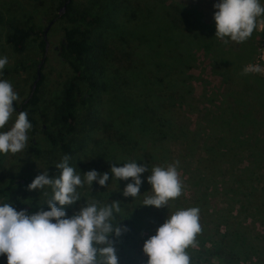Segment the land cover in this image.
Here are the masks:
<instances>
[{"label":"trees","instance_id":"trees-1","mask_svg":"<svg viewBox=\"0 0 264 264\" xmlns=\"http://www.w3.org/2000/svg\"><path fill=\"white\" fill-rule=\"evenodd\" d=\"M73 3L74 0H61L59 3L66 9L63 17L69 18L70 23L63 30L61 50L72 75L52 120L53 131H43L47 141L64 155L72 152L68 140L73 135L77 134L80 141L89 144L94 130L105 125L100 121L98 104L102 100L100 92L104 90L101 82L107 76L103 56L109 47L101 35L117 33L104 14H101L105 16L103 19L101 15L75 12L70 18ZM147 4L141 0V64L132 61L134 68L141 71L140 94L138 97L137 94H127L124 100L123 93L116 94L118 103L124 104L128 119L122 122L116 114L112 124L116 140H107L99 153L110 167H122L126 162L136 160L138 165L148 168L141 174L140 194L135 198L123 195L132 180H117L112 178L111 168L108 171L107 183L115 188L107 195L108 200L104 204L120 203V212L113 213L111 223L113 227H120L122 234L109 237L119 264H147V257H141L145 241L155 235L168 216L192 207L199 208L203 229L197 237L198 246L188 249L192 264H264V175L255 171L261 150L259 142L253 146L251 138L245 134L249 127L257 124L254 110H264V77L243 72L254 60L253 47L236 52L233 48H225L224 43L216 38V24L201 22L199 13L178 3L162 2L160 7ZM109 10H106L107 14ZM29 23L27 26H11L6 35V43L17 54L26 50L32 36L39 35L35 24ZM146 42L149 45L143 47ZM38 46L44 54L46 42L43 33ZM204 70L219 77L230 86L231 92L220 95L224 99L215 123L180 131L174 121L173 109L181 106L192 93V83L197 80L192 72L197 71L203 76ZM234 82L242 84L243 92L250 99L249 108L245 97L246 102L242 103L241 92L238 96L232 91ZM40 83L37 82V87ZM103 83L105 87L107 83ZM126 83L137 86L131 73ZM80 84L86 86L84 91H81ZM104 91L106 93L107 89ZM230 97L234 103L229 101ZM37 103L35 89L20 107L13 106L18 114L26 112L33 126L31 114ZM178 138L188 140V151L196 147L204 152L196 163L177 166L180 180L185 182L182 193L191 195L180 196L160 209L144 206V199L152 195L147 179L154 167L166 168L176 162L172 158L169 141ZM244 153L249 159L248 166L237 173L234 166L242 161L239 158ZM223 171L226 175H222ZM253 175L257 181L253 182ZM9 189H2L0 194L5 196ZM219 194L223 195L225 207L217 205ZM235 203L238 209H234ZM15 209L29 215L41 210L35 202L25 207L16 205ZM43 210L50 209L45 207ZM234 210H237V215H234Z\"/></svg>","mask_w":264,"mask_h":264},{"label":"rangeland","instance_id":"rangeland-1","mask_svg":"<svg viewBox=\"0 0 264 264\" xmlns=\"http://www.w3.org/2000/svg\"><path fill=\"white\" fill-rule=\"evenodd\" d=\"M60 1L0 0V58L7 57L8 59V63L0 71V80L10 82L13 90L18 94L19 99L14 102L15 107H20L23 101L29 97L32 85L38 77L37 70L40 75L37 82H41L35 88L38 103L31 114L34 125L28 133L29 139L25 150L17 154H0V193L2 189L10 188L5 196L0 194V204L11 203L14 208L16 205L19 207L29 206L33 202L42 209L48 207L46 202L52 196L51 188L46 187L43 190L30 191L28 186L38 175L46 171L50 178H57L60 175V170L55 165L62 162V158L65 156L58 147L52 146L43 134V131H53L51 128L52 120L61 105L64 87L72 75L69 63L62 55L61 50L63 30L70 23L69 18L63 17L66 9L64 6H59ZM162 2L166 4L178 3L199 13L201 22L215 24L214 5L219 3L220 0H145V3H148L147 5L159 7ZM260 2L264 6V0H260ZM108 8H110L109 14L106 13ZM75 12H81L88 16L104 14L111 20L114 31H117L116 34L108 32L101 35L109 47L106 55L103 56L107 76L101 82L103 84L102 88L107 89V92L105 93L104 90L100 92L102 100L101 104H98L100 121H104L105 125L94 130L89 144L80 141L77 134L68 140L69 148L72 151L71 154L67 155L70 157L69 166L74 167L83 179V175L89 171L95 170L103 175L108 173L111 168L109 162L99 156V153L102 152L101 147L106 146L107 140H116L115 132L112 130L116 114L121 117L122 122H126L128 119L124 113V104L122 102H120L121 105L118 103L116 94L123 93V100L127 94H137L136 97L140 94L141 71L134 68L132 61L136 60L137 63L141 64V0H74L73 10L69 15L70 18L74 17ZM104 15H101L103 19ZM28 22H30L29 24H35L39 35L38 37L32 36L26 50L21 54H17L6 43V35L11 26H27ZM42 33L43 37L45 34V42H47V50L44 54L40 52L38 46ZM92 33L95 35L94 31ZM147 45H149V42H146L143 47ZM224 45L227 49L233 48L235 52L238 50L243 51L242 49L247 51L253 47L252 59L254 60L249 62L247 66H259L261 72L250 73L264 77V17L258 20L257 28L246 42L236 43L229 39L228 43H224ZM158 50L162 52L160 49ZM38 66H40L39 69ZM130 73L134 84L137 86L126 83ZM133 74H136V76H132ZM192 74L197 78L192 83V93L186 97L181 106L173 109L174 121L180 131L197 125L203 127L208 126L209 123H215L219 115L221 101L224 99L220 95L231 92L230 86L207 71L204 72L203 76L197 71H193ZM104 81L107 83L105 87ZM133 86L135 89H133ZM85 87V85L80 84L81 91H84ZM242 87V84L234 82L232 91L236 92L238 96L241 92L242 103L246 102L243 99L245 97L249 102V108L251 106L250 99L243 92ZM228 99L234 103L232 97ZM226 102L229 103L224 101L225 104ZM254 112L256 119H258L257 124L249 127L245 134L251 138L253 146H257L256 144L259 142L260 162L256 165L257 170L255 171H258L259 175H264V154H262L264 150V110L255 109ZM17 116L18 113L14 111L8 124L0 131L10 130ZM188 143V140L184 138L169 141L172 158L178 162V166L186 167V163L191 164L192 162L194 164L204 155L200 148L196 149L195 147L192 151H188ZM245 154L239 158H242V161L234 166L237 173L241 168L248 166L249 159ZM183 157L185 160H183ZM223 169L225 170V166ZM222 175H226L224 171ZM255 177V175L252 176L253 182L257 181ZM182 186H185L183 181ZM114 188V185L111 184L110 186L109 183L105 187H101L96 181L93 182L91 187L85 183L83 187L77 190L81 196L80 200L63 209L66 216L71 218L87 203L96 202L98 207L105 206L104 203L108 200L107 195L113 192ZM187 195L191 194L182 193L181 196L185 197ZM216 201L217 205L225 207L223 195L219 194ZM234 205V209H238V204L235 203ZM57 207L60 206L57 205ZM234 215H237V210H234ZM141 257L146 258V255L143 254ZM0 264H7L6 256H0Z\"/></svg>","mask_w":264,"mask_h":264},{"label":"clouds","instance_id":"clouds-1","mask_svg":"<svg viewBox=\"0 0 264 264\" xmlns=\"http://www.w3.org/2000/svg\"><path fill=\"white\" fill-rule=\"evenodd\" d=\"M214 8L216 38L224 43L229 39L236 43L246 42L257 28L258 20L264 17L260 0H220ZM7 63V57L0 58V71ZM243 72L259 73L261 68L247 66ZM18 99L11 83L0 80V129H4L12 118L13 105ZM31 128L27 113L20 112L10 130L0 131V154L23 152ZM69 160L70 157L65 155L62 162L55 165L60 170L57 178H50L46 171L28 186L30 191L51 188L52 196L46 202L50 210L41 208L29 215L26 211H17L11 203L0 204V256H6L7 264H119L109 237L122 234V229L111 223L113 213L120 212V203L103 207H98L96 202L87 203L71 218L63 210L80 200L78 188L85 183L91 187L94 181L105 187L109 174L101 175L92 170L82 179L81 174L69 166ZM177 166L178 162L166 168L156 166L152 169L147 179L152 195L144 199V206L160 209L182 195ZM147 171V166L138 165L136 160L126 162L122 167H111L112 178L132 180L123 195L133 198L139 196L140 177ZM202 230L199 208L177 210L158 227L155 235L145 241L143 253L147 264H192L188 249L198 246L197 237Z\"/></svg>","mask_w":264,"mask_h":264},{"label":"water","instance_id":"water-1","mask_svg":"<svg viewBox=\"0 0 264 264\" xmlns=\"http://www.w3.org/2000/svg\"><path fill=\"white\" fill-rule=\"evenodd\" d=\"M44 39H45V34H44ZM46 50H47V42H46ZM39 67L40 66H38V69H39ZM37 79H36V81L33 83V85H32V91H31V94L33 93V91L35 90V88H36V83H37V81L39 80V78H40V75H39V71L37 70Z\"/></svg>","mask_w":264,"mask_h":264}]
</instances>
